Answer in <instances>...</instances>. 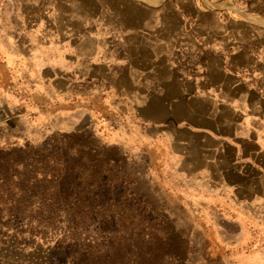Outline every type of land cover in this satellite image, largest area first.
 Returning <instances> with one entry per match:
<instances>
[{
  "label": "rangeland",
  "instance_id": "1",
  "mask_svg": "<svg viewBox=\"0 0 264 264\" xmlns=\"http://www.w3.org/2000/svg\"><path fill=\"white\" fill-rule=\"evenodd\" d=\"M96 2L0 0V153L24 150L21 155L25 158L38 153L55 160H75L79 155H96L105 161L116 158L126 194L132 195L129 201L136 207H156L166 216L173 231L171 242L184 256L182 264H254L247 248L240 249L239 241L232 240L234 225L226 223L222 213L186 202L171 190V185L175 190L184 189L180 178L167 161H152L158 155L150 151L146 136L140 133L146 124L140 117L144 98L130 94L129 81L111 79L113 74L106 72L118 65L106 63L95 66V72L86 71L84 62L80 67L81 57L67 56L74 51L91 53L88 43L100 38L109 43L140 39L121 32L116 25L126 19L98 12ZM189 2L186 0L187 7ZM91 7L94 10L84 11ZM198 7L223 10L242 20L250 30L245 38L256 44L250 52L264 58V0H200ZM172 12L169 4L164 24L177 23ZM202 17L208 20L207 15ZM107 28L116 32L104 31ZM192 40L187 32L169 40L174 43V68L192 70L190 56L201 52L189 46ZM120 49L116 45L109 53L118 54ZM11 57L17 62L12 63ZM87 76L93 80L80 79ZM187 196L194 199L192 194ZM150 219L149 212L146 222ZM157 235L162 242L167 237ZM101 236L94 226L75 228L62 215H46L31 205L19 209V215L7 216L3 210L0 264H78L72 251L84 243L89 245L91 238L90 249L100 254L106 249ZM156 244L157 253L147 244L141 249L144 254L139 250L131 254L141 256L138 264H176L168 258L170 247L159 245V240ZM116 264H132V259Z\"/></svg>",
  "mask_w": 264,
  "mask_h": 264
},
{
  "label": "crops",
  "instance_id": "2",
  "mask_svg": "<svg viewBox=\"0 0 264 264\" xmlns=\"http://www.w3.org/2000/svg\"><path fill=\"white\" fill-rule=\"evenodd\" d=\"M199 1L187 7L186 0H97L95 10L126 19L117 28L140 39L100 38L88 43L91 53L67 56L81 57L86 71L118 65L106 72L129 81L130 94L144 98L140 133L158 155L152 161H167L184 189L175 190L163 174L164 181L186 202L222 213L234 225L232 240L247 248L254 264H264V58L250 52L256 44L245 38L250 30L242 20L215 8L201 10ZM169 4L176 24L163 23ZM185 32L194 38L189 46L201 51L190 56L191 71L171 62L169 40ZM116 45L121 51L110 54Z\"/></svg>",
  "mask_w": 264,
  "mask_h": 264
},
{
  "label": "trees",
  "instance_id": "3",
  "mask_svg": "<svg viewBox=\"0 0 264 264\" xmlns=\"http://www.w3.org/2000/svg\"><path fill=\"white\" fill-rule=\"evenodd\" d=\"M23 152L0 153V213L5 210L7 216L19 215V209L31 205L46 215H62L75 228L96 227L106 249L94 254L90 249L94 239L90 238L89 245L84 243L72 251L78 264H116L124 259L138 264L141 256L136 253L134 258L131 252L144 254L141 249L148 244L149 250L157 253V240L170 247V260L182 264L184 256L171 242L173 231L166 216L156 207H136L129 201L132 195L126 194L116 158L105 161L96 155H79L75 160H55L38 153L25 158ZM149 212L152 220L147 223ZM157 234L167 236L164 242Z\"/></svg>",
  "mask_w": 264,
  "mask_h": 264
}]
</instances>
